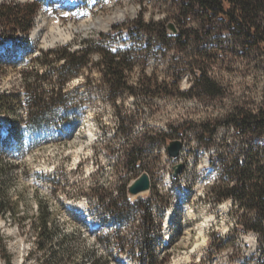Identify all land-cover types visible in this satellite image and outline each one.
I'll use <instances>...</instances> for the list:
<instances>
[{"label": "rangeland", "instance_id": "rangeland-1", "mask_svg": "<svg viewBox=\"0 0 264 264\" xmlns=\"http://www.w3.org/2000/svg\"><path fill=\"white\" fill-rule=\"evenodd\" d=\"M30 4L38 5L32 28L38 18L57 20L71 37L49 45L19 32L1 41L12 24L0 19L1 92L19 94L26 62L42 52L98 47L92 63L65 84L74 97L69 109L59 108L67 119L31 132L20 127L25 105L15 117L20 129L5 125L9 118L0 113V154L17 202L15 212L0 215V264L8 257L11 264H92L95 257L99 264H141L142 200L155 218L150 231L159 264H264L263 236L250 229L259 215L245 216L235 196L223 197L249 156L264 160V136L237 134L228 121L238 108L264 107V53L245 50L228 31L206 34L185 0H0V7ZM170 22L178 34L168 30ZM101 47L131 67L132 90L112 87ZM215 121L210 143L202 125ZM176 139L184 144L173 158L168 144ZM134 149L140 155L131 171L126 153ZM145 171L151 190L131 197L129 184ZM39 201L50 207L57 232L52 255L37 248Z\"/></svg>", "mask_w": 264, "mask_h": 264}, {"label": "trees", "instance_id": "trees-1", "mask_svg": "<svg viewBox=\"0 0 264 264\" xmlns=\"http://www.w3.org/2000/svg\"><path fill=\"white\" fill-rule=\"evenodd\" d=\"M185 1L188 3V9L200 20L206 34H211L216 29L228 31L233 37L241 40L245 50H257L264 53V0ZM37 9V4L17 8L1 6L0 19L12 24L8 31H4L1 41L10 36L15 38L19 32L26 35L31 33L33 16ZM95 46L85 44L82 48L74 51L68 47L49 50L28 60L23 71V90L19 94L0 91V113L9 118L10 127L20 129L21 119L15 117L24 105L27 115L24 124H21L23 126L20 127H25L27 131L41 130L47 122L56 117L67 119V116L60 115L59 108H63L65 111L69 109L74 97H72L71 92L65 89V84L92 63L91 54L98 47ZM99 51L102 56L100 64L105 65V75L112 83V87L131 89L126 78V71L131 70V67L125 64V59L103 47ZM53 54L56 55L55 58L51 57ZM58 61H62L60 66H56ZM5 65L6 62L1 59L0 71L5 69ZM228 121L237 134L261 133L264 136V107L259 113L238 108L230 114ZM219 125V121L202 125V131L208 134L210 143L213 142V136ZM139 155L137 149H134L132 153H126V163L131 171L137 168ZM6 161L0 154V215H5L8 211L15 212L17 205L10 193L9 181L6 178L9 163ZM260 161L254 162L253 158L249 156L247 162L238 167L236 183L223 197L235 196L237 201L235 207L237 210H243L245 216H249L250 213L259 215V219L252 224L250 229L263 236L262 241H264V160L262 164ZM256 163H259V166L254 169ZM173 178L176 180L174 175ZM144 201L136 203L137 206L145 210L143 217L146 225L141 234L144 252L139 257L142 258L141 264H159L155 257L153 237L150 231L151 224L153 226L155 223V218L150 210L151 204L144 205ZM141 202L143 203L141 204ZM38 205V225H36V221L34 222L38 237L37 248L45 251L48 255H52L54 254V239L57 232L50 226V207L44 206L40 201ZM67 237V234L62 235L64 245ZM54 257L52 256L51 259ZM11 261V257H8V264H11ZM98 262V258L92 259V264H99Z\"/></svg>", "mask_w": 264, "mask_h": 264}, {"label": "bare ground", "instance_id": "bare-ground-1", "mask_svg": "<svg viewBox=\"0 0 264 264\" xmlns=\"http://www.w3.org/2000/svg\"><path fill=\"white\" fill-rule=\"evenodd\" d=\"M121 15V14H120ZM31 37L36 39V38H43L49 45H53L55 43H58L60 41H66L69 40L71 37V33L69 31H65L60 22L57 20L54 21H48L45 18H38L37 20V25L31 30L30 33ZM46 38L48 40H46ZM6 45L5 43L0 45V50L3 51L5 49ZM8 120V119H7ZM9 124L8 122L5 121V125ZM78 206L75 204L72 205L71 209H77ZM224 207H227V203L224 204ZM189 216L191 218H194L195 214L191 210H187ZM171 218V214L168 216L166 225L167 228H169V220ZM209 222H211L210 219H208ZM203 232V230L200 231V234ZM169 234V232H168Z\"/></svg>", "mask_w": 264, "mask_h": 264}, {"label": "water", "instance_id": "water-1", "mask_svg": "<svg viewBox=\"0 0 264 264\" xmlns=\"http://www.w3.org/2000/svg\"><path fill=\"white\" fill-rule=\"evenodd\" d=\"M167 28L169 31H171L174 34H178L179 30L177 29L176 25L173 22H170L167 25ZM183 141L181 139L172 140L168 144V151L169 154L173 158H177L180 153L181 149L183 147ZM184 168V163H178L174 167V177H178ZM152 188V178L151 175L148 172H143L139 177L134 179L128 186V193L131 197L137 196L141 193L147 192L151 190Z\"/></svg>", "mask_w": 264, "mask_h": 264}]
</instances>
